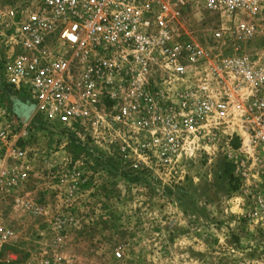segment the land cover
<instances>
[{
  "label": "rangeland",
  "instance_id": "obj_1",
  "mask_svg": "<svg viewBox=\"0 0 264 264\" xmlns=\"http://www.w3.org/2000/svg\"><path fill=\"white\" fill-rule=\"evenodd\" d=\"M184 16L209 43L216 18ZM115 104L69 129L0 78V264H264V225L248 210L264 177L247 133L204 128L172 148L171 102L133 118Z\"/></svg>",
  "mask_w": 264,
  "mask_h": 264
},
{
  "label": "built area",
  "instance_id": "obj_2",
  "mask_svg": "<svg viewBox=\"0 0 264 264\" xmlns=\"http://www.w3.org/2000/svg\"><path fill=\"white\" fill-rule=\"evenodd\" d=\"M185 9L216 18L209 43L183 31ZM0 59L2 83L46 122L74 129L99 118L104 102L117 103V118L158 116L159 103L171 102L172 148L232 123L264 177V0L0 5ZM8 141L0 128V154ZM250 196L248 210L264 225V197Z\"/></svg>",
  "mask_w": 264,
  "mask_h": 264
}]
</instances>
